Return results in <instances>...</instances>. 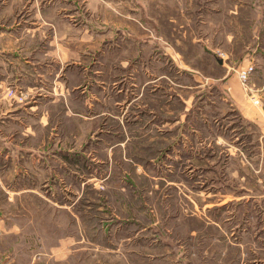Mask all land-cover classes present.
Segmentation results:
<instances>
[{"label":"rangeland","instance_id":"374dc122","mask_svg":"<svg viewBox=\"0 0 264 264\" xmlns=\"http://www.w3.org/2000/svg\"><path fill=\"white\" fill-rule=\"evenodd\" d=\"M122 1L0 0V264H264V0Z\"/></svg>","mask_w":264,"mask_h":264},{"label":"crops","instance_id":"0c3cea01","mask_svg":"<svg viewBox=\"0 0 264 264\" xmlns=\"http://www.w3.org/2000/svg\"><path fill=\"white\" fill-rule=\"evenodd\" d=\"M187 1H189V5H190V10L192 9V10H194L193 8H194V3H195V1H204V2H213V3H216V2H218L219 0H169V4H170V8L171 9H173V10H175V9H178L179 7H180V4L182 3V2H184V3H187ZM127 2H124V1H122V0H116V2H114V4H111V6L109 7L111 10H113L114 12H113V18H114V20H115V22H120V27H122L123 26V28H124V31L126 32V33H128V31H127V27H129V25H127V20H128V16H126V17H122V15L124 14V15H126L127 13H128V11H127V7H125V4H126ZM152 4H153V1H152ZM214 7H216V8H218L217 7V4H212V7L210 8V9H212V12H217V9L216 8H214ZM94 8H97V7H94ZM99 8V7H98ZM102 8H105V10H108L107 9V7H101V9ZM207 10V9H206ZM139 12V14H141V12H143V7L141 8V10H139L138 11ZM119 16L120 17H122L123 18V25H122V20H120L119 19ZM106 19V18H105ZM136 22H137V20H136ZM132 24L133 23H131V28H132ZM133 30V29H132ZM133 31H135V30H133ZM137 31H139V30H137ZM65 29L64 28H60V27H57V29H56V33L58 34V33H60L61 35H63V33L65 34ZM60 45V44H59ZM56 58L57 59H59L60 60V64H63V59L62 58H60V57H58V56H56ZM220 58V57H219ZM223 61V62H222ZM222 61L221 62H219L220 64H222L224 67H227V72L228 73H230L231 71H235V69L232 67H229L227 64H225V61L226 60H223L222 59ZM249 65H253V63H250L249 62V64L248 65H246V66H244V67H247V66H249ZM254 66V65H253ZM255 67V66H254ZM243 68V66L242 67H240V68H238V70H240V69H242ZM254 74H255V72H254ZM254 74L252 75V77L254 76ZM252 77H251V79H250V81H249V83L251 82V80H252ZM252 93V92H251ZM252 95H254V94H252ZM255 96V95H254ZM67 108H70L69 106H68V104H67Z\"/></svg>","mask_w":264,"mask_h":264},{"label":"built area","instance_id":"2783aa9c","mask_svg":"<svg viewBox=\"0 0 264 264\" xmlns=\"http://www.w3.org/2000/svg\"><path fill=\"white\" fill-rule=\"evenodd\" d=\"M217 54L221 59L226 60L227 55L225 53L218 51ZM254 72H255V67L253 65H249L243 69L238 70L237 74H238V78L240 82L244 86H247ZM253 100H256V99L253 97Z\"/></svg>","mask_w":264,"mask_h":264}]
</instances>
